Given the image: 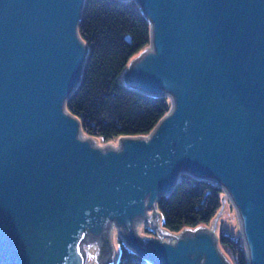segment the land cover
Listing matches in <instances>:
<instances>
[{
    "label": "water",
    "instance_id": "water-1",
    "mask_svg": "<svg viewBox=\"0 0 264 264\" xmlns=\"http://www.w3.org/2000/svg\"><path fill=\"white\" fill-rule=\"evenodd\" d=\"M136 1L152 38L125 76L171 107L102 148L66 105L88 53L85 0H0V264H85L83 242L113 221L158 264H233L205 225L137 238L182 172L231 196L248 262L264 264V0Z\"/></svg>",
    "mask_w": 264,
    "mask_h": 264
},
{
    "label": "trees",
    "instance_id": "trees-1",
    "mask_svg": "<svg viewBox=\"0 0 264 264\" xmlns=\"http://www.w3.org/2000/svg\"><path fill=\"white\" fill-rule=\"evenodd\" d=\"M79 32L88 53L66 105L79 118L83 133L103 142L150 133L169 111L171 100L134 88L125 76L131 61L151 43L148 15L136 0H85ZM223 194L214 180L182 172L172 192L157 201L163 227L181 232L209 224L222 210ZM218 242L234 264H249L242 235L220 229ZM118 264L158 263L122 241Z\"/></svg>",
    "mask_w": 264,
    "mask_h": 264
},
{
    "label": "rangeland",
    "instance_id": "rangeland-1",
    "mask_svg": "<svg viewBox=\"0 0 264 264\" xmlns=\"http://www.w3.org/2000/svg\"><path fill=\"white\" fill-rule=\"evenodd\" d=\"M85 136H88L85 134ZM97 146H119V137L108 142H103L95 139ZM226 197L225 205L209 224H205L209 229L216 230V234L220 229L228 231L234 235H242V224L238 208L233 202L230 195L226 191L223 194ZM155 209L151 207L148 209V216L137 220L135 224V234L142 244H148L150 240L153 241H170L175 242L181 235V232L169 231L162 225V219L157 218L154 214ZM214 224L215 227H214ZM148 228V229H147ZM89 235V233H88ZM87 235V236H88ZM109 237V250L105 247L104 237ZM103 236H95L90 234V237L83 242V250L86 255L85 264H118L121 254L122 241L128 246L132 247L130 242V235L127 234L121 226L116 222H111ZM218 246L219 242H218ZM221 249V247H220ZM222 250V249H221ZM223 251V250H222ZM224 253V251H223ZM229 260V255L224 253ZM234 264V261L232 262Z\"/></svg>",
    "mask_w": 264,
    "mask_h": 264
}]
</instances>
